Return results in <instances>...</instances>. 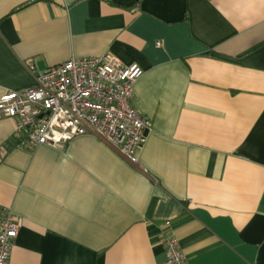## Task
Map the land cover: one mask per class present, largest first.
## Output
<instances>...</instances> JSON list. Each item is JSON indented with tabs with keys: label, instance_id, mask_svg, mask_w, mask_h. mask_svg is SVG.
I'll list each match as a JSON object with an SVG mask.
<instances>
[{
	"label": "crops",
	"instance_id": "0c3cea01",
	"mask_svg": "<svg viewBox=\"0 0 264 264\" xmlns=\"http://www.w3.org/2000/svg\"><path fill=\"white\" fill-rule=\"evenodd\" d=\"M105 54L142 70L137 163L93 133L30 149L1 118L8 264H161L168 236L188 264H264V0H0V96Z\"/></svg>",
	"mask_w": 264,
	"mask_h": 264
},
{
	"label": "built area",
	"instance_id": "2783aa9c",
	"mask_svg": "<svg viewBox=\"0 0 264 264\" xmlns=\"http://www.w3.org/2000/svg\"><path fill=\"white\" fill-rule=\"evenodd\" d=\"M141 75L137 64L123 66L108 54L72 59L41 73L33 87L0 96V119L15 120V134L30 149L64 146L93 133L136 164L149 126L131 105L133 85ZM0 217V264H8L19 223L1 209ZM164 244L161 264H188L176 238L168 236Z\"/></svg>",
	"mask_w": 264,
	"mask_h": 264
},
{
	"label": "trees",
	"instance_id": "16d2710c",
	"mask_svg": "<svg viewBox=\"0 0 264 264\" xmlns=\"http://www.w3.org/2000/svg\"><path fill=\"white\" fill-rule=\"evenodd\" d=\"M20 142V141H19Z\"/></svg>",
	"mask_w": 264,
	"mask_h": 264
}]
</instances>
